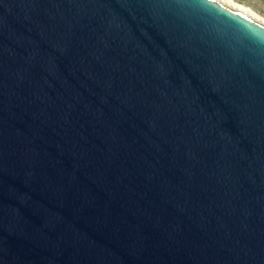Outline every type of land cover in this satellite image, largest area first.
Returning <instances> with one entry per match:
<instances>
[{
  "label": "water",
  "instance_id": "95a60500",
  "mask_svg": "<svg viewBox=\"0 0 264 264\" xmlns=\"http://www.w3.org/2000/svg\"><path fill=\"white\" fill-rule=\"evenodd\" d=\"M0 264H264V22L0 0Z\"/></svg>",
  "mask_w": 264,
  "mask_h": 264
},
{
  "label": "rangeland",
  "instance_id": "374dc122",
  "mask_svg": "<svg viewBox=\"0 0 264 264\" xmlns=\"http://www.w3.org/2000/svg\"><path fill=\"white\" fill-rule=\"evenodd\" d=\"M264 22V0H221Z\"/></svg>",
  "mask_w": 264,
  "mask_h": 264
}]
</instances>
